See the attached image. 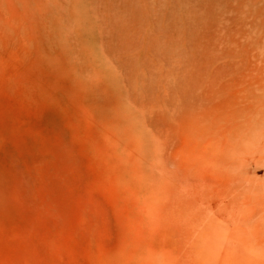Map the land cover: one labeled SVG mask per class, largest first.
<instances>
[{
  "label": "rangeland",
  "instance_id": "1",
  "mask_svg": "<svg viewBox=\"0 0 264 264\" xmlns=\"http://www.w3.org/2000/svg\"><path fill=\"white\" fill-rule=\"evenodd\" d=\"M0 264H264V0H0Z\"/></svg>",
  "mask_w": 264,
  "mask_h": 264
}]
</instances>
